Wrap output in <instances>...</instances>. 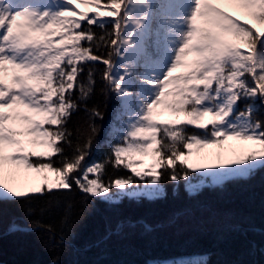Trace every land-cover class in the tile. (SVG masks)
<instances>
[{
    "label": "snow or ice",
    "instance_id": "snow-or-ice-1",
    "mask_svg": "<svg viewBox=\"0 0 264 264\" xmlns=\"http://www.w3.org/2000/svg\"><path fill=\"white\" fill-rule=\"evenodd\" d=\"M98 72L112 105L101 143L105 111L88 106ZM262 108L264 0H0V204L23 205L0 234L53 231L40 219L53 206L32 202L62 190L117 204L161 197L165 181L198 193L193 173L213 186L250 178L264 169ZM80 109L89 124L74 137ZM225 145L230 167L189 159L194 147ZM109 165L132 175L106 183ZM29 172L34 183L21 179Z\"/></svg>",
    "mask_w": 264,
    "mask_h": 264
},
{
    "label": "trees",
    "instance_id": "trees-1",
    "mask_svg": "<svg viewBox=\"0 0 264 264\" xmlns=\"http://www.w3.org/2000/svg\"><path fill=\"white\" fill-rule=\"evenodd\" d=\"M222 6L234 16L241 15ZM96 79V95L88 106L97 104L105 111L104 120H96L101 127L96 142L101 143L112 105L104 108L99 72ZM239 108H244L243 102ZM255 118L264 120V108ZM88 124V114L80 109L72 114L68 127L75 137L77 129L84 133ZM107 152V146L100 153L93 150L88 161H100ZM128 175L132 173L123 165L119 169L109 165L104 181ZM185 183L165 181L161 197L123 198L117 204L93 201L76 188L44 195L32 203L38 208L53 206L40 214L42 223L52 225L53 231L0 234V264H51L54 257L59 264H264V169L220 186L203 185L195 194L186 190ZM22 206L0 204V225L6 229L12 217H20Z\"/></svg>",
    "mask_w": 264,
    "mask_h": 264
},
{
    "label": "rangeland",
    "instance_id": "rangeland-1",
    "mask_svg": "<svg viewBox=\"0 0 264 264\" xmlns=\"http://www.w3.org/2000/svg\"><path fill=\"white\" fill-rule=\"evenodd\" d=\"M162 119L169 118V114L165 112L162 117ZM239 142L237 141H229L228 145H237ZM228 145H225L224 147H208V148H200L197 150L195 147L193 148V154L192 156L189 157L190 161L193 164H204V163H210V164H216V165H223L225 167H230L232 165H228L227 161L231 158H234L236 153L230 151L228 149ZM42 150V149H41ZM144 163L143 165H140V167H144L145 169L147 168V165L151 162V157L146 156L142 158ZM208 169H200V171H207ZM197 174V178H193L192 183H198L200 180L201 181L199 184L195 185L197 189H199L201 186L210 184V182L204 178L201 177ZM51 175V174H49ZM27 179L29 182H35V180L38 178L37 174L35 173H22L21 179ZM165 264H180L178 262L172 263V262H166Z\"/></svg>",
    "mask_w": 264,
    "mask_h": 264
}]
</instances>
